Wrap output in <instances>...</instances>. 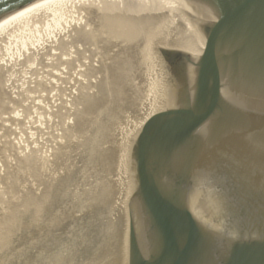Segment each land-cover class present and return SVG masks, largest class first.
<instances>
[{"label": "bare ground", "instance_id": "obj_1", "mask_svg": "<svg viewBox=\"0 0 264 264\" xmlns=\"http://www.w3.org/2000/svg\"><path fill=\"white\" fill-rule=\"evenodd\" d=\"M214 18V7L202 0H34L0 18V101L20 103L11 79V92L6 86L7 78L24 68L44 71L33 89L42 100L44 86L58 82L65 71L66 81L77 73L88 76L84 92L74 98L68 142L54 146L62 176L57 183L41 178L39 196L8 200L6 213L0 210V264H126V212L135 189L131 146L143 122L175 97V81L157 48L197 56L204 27ZM249 71L239 66L225 73L223 97L243 106L248 98H260L255 107L264 109L262 77ZM193 74L189 69L190 81ZM253 80L258 88L249 85ZM74 135L84 141L73 142ZM4 148L0 143V153ZM232 148L216 149H225V160L217 159V165L218 171L225 167L230 182L220 181L225 175L209 179L207 172L214 169L209 160L192 200L205 206L216 227L263 231L245 213L237 185L255 161L264 164V152L242 143ZM250 150L261 157L250 161ZM75 160L81 164L77 169ZM31 162L35 167L36 159ZM257 169L260 179L254 184L263 191L264 169ZM214 181L222 186L218 194Z\"/></svg>", "mask_w": 264, "mask_h": 264}, {"label": "water", "instance_id": "obj_2", "mask_svg": "<svg viewBox=\"0 0 264 264\" xmlns=\"http://www.w3.org/2000/svg\"><path fill=\"white\" fill-rule=\"evenodd\" d=\"M32 1L0 0V18ZM202 1L214 7L216 18L204 27L201 52L157 48L175 81V97L143 122L131 146L135 189L126 264H264V230L232 233L192 210L193 187L205 163L212 160L217 170V159L226 156L217 148L242 143L264 152V109L255 107L260 98L243 106L222 92L223 75L239 66L259 74L264 87V0ZM249 85L259 86L254 80ZM221 169L214 175L208 170L209 179L224 175ZM212 184L214 193L221 192L220 183Z\"/></svg>", "mask_w": 264, "mask_h": 264}, {"label": "rangeland", "instance_id": "obj_3", "mask_svg": "<svg viewBox=\"0 0 264 264\" xmlns=\"http://www.w3.org/2000/svg\"><path fill=\"white\" fill-rule=\"evenodd\" d=\"M42 72L44 71L40 68H24L7 78L6 88L11 92L9 86V79H11L13 90L21 93L20 103L0 101V143L5 145L0 153V199L4 202L0 204V210L3 214L9 207L5 205L8 200L18 203L24 195L39 196L43 189L39 186L41 178L57 183L62 176V173L57 172L61 170L54 164L53 153L56 150L54 146L55 144L65 145L68 142L65 136L69 133V128L73 126L74 98L80 91L84 92L83 87L87 85L88 76L82 77L80 73H77L74 79L66 81L64 77L68 75V71H65L58 82L44 86L47 97L42 100V95L33 90L34 82L39 83L42 80L40 77ZM13 90L12 94L15 95ZM88 90L86 89L85 93ZM71 139L79 144L84 141L75 135L71 136ZM228 145L232 146L230 143ZM249 152L250 161L261 157L259 151L250 150ZM34 158L36 165L31 167V161ZM255 163L264 169V165L259 164L258 161ZM74 164H77L76 169L81 166L78 160H75ZM257 166L244 173V181L237 185V189L239 202L247 208L245 212L247 216L264 229V188L260 193L255 190L254 184L260 179ZM37 167L39 170L35 169ZM232 175L239 178V173L232 171ZM8 186H11L14 191L9 190ZM215 191L217 192V189ZM203 209H205L204 205L192 203L195 215L213 225V219ZM126 213L125 247L128 241V210ZM226 220L229 218H223L222 222L225 223Z\"/></svg>", "mask_w": 264, "mask_h": 264}]
</instances>
